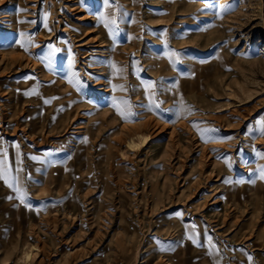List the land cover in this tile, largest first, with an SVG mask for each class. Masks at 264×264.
<instances>
[{
	"label": "rangeland",
	"instance_id": "374dc122",
	"mask_svg": "<svg viewBox=\"0 0 264 264\" xmlns=\"http://www.w3.org/2000/svg\"><path fill=\"white\" fill-rule=\"evenodd\" d=\"M109 5L0 0V264H264V0Z\"/></svg>",
	"mask_w": 264,
	"mask_h": 264
},
{
	"label": "snow or ice",
	"instance_id": "6c2138e0",
	"mask_svg": "<svg viewBox=\"0 0 264 264\" xmlns=\"http://www.w3.org/2000/svg\"><path fill=\"white\" fill-rule=\"evenodd\" d=\"M104 5H105V7H110V6H111V5H109V0H104ZM210 10L215 11V9H210ZM219 10H220L221 13H223V12H226L228 9H227L225 6H220V9H219ZM99 19H100V21H101L102 23H104L105 27H108L109 24H111V25H115V24H116L115 19L108 20L104 15H101V16L99 17ZM110 31H111V30H110ZM21 47H23V45H21ZM49 47L52 48L54 52H55V51H59V49H56V48L54 47V45H49ZM179 56H180L179 53L173 51V52L170 53L169 58L172 59V58L174 57V58H176V59H179ZM43 59H47L48 62H49V65H50V64H51V53L49 54L48 57H44ZM69 63H70V64H71V63H74V60L70 59ZM117 71H119V69H117ZM78 83H79V82L76 81V85H78ZM76 85H74V86H76ZM149 87H150V88H154V87H155V82H152V84L149 85ZM122 90H123V89H122ZM25 94H26V95H33V94H37V93H36L35 90H32V91L27 92V93H25ZM151 99H152V97L150 96V97H149V100H151ZM44 102H45V103H50L51 101H50V100H45ZM123 103L127 104V105L129 106V108L131 107V105H130V103H129L128 101H124ZM114 106L117 108L118 113H119L123 118L127 119V115L125 114L124 111H122V110L120 109L119 105H118V104H114ZM157 107H158V105H157ZM180 110L183 111V108H181ZM129 114H130V113H129ZM259 124H260L259 132H260V134H264V119H261V120L259 121ZM16 147H17V149H18V148H19V145L17 144ZM262 155H264V154H262ZM31 159H33V160H37L38 157L33 156V157H31ZM49 163L51 164L52 162L49 161ZM10 169H11V165H10L9 162H8L7 151L4 150V149H0V180H3V181L8 185V187L12 188V187H13V183H12V182H9ZM19 171H22V169L17 168V172H19ZM259 171H260V177H259V178L264 179V167H262ZM11 180H12L13 182H15L17 185L19 184L18 177H12ZM225 182H230V181H225ZM237 182L239 183V182H242V181H237ZM15 190H16L17 192H21V189H20L19 187H17ZM24 195H26V193L21 192V196H20L19 198L22 200ZM9 199H11V197H9ZM179 215L182 216L183 213H179ZM191 228H192L193 230H195L196 225L193 224V225L191 226ZM189 239H192V240H193V243L196 244L197 246H201V247L203 246V245H201L200 242L196 239V234H195V232H193V234L189 236ZM207 243H208V247H209L210 249H212V250H216V249H215V245L213 244V242H212V238H211L210 236L207 237ZM249 259H251V257H249Z\"/></svg>",
	"mask_w": 264,
	"mask_h": 264
},
{
	"label": "bare ground",
	"instance_id": "6f19581e",
	"mask_svg": "<svg viewBox=\"0 0 264 264\" xmlns=\"http://www.w3.org/2000/svg\"><path fill=\"white\" fill-rule=\"evenodd\" d=\"M98 91H100V90H98ZM142 138H143V137H142ZM146 141H147V138H145V137H144V138L141 140V142H139V143H137L138 141L135 142V141L132 139V140H130V141L127 143V145H128L129 148H139L140 145L145 144ZM27 258L30 260V259L32 258V254H31V253H28V254H27Z\"/></svg>",
	"mask_w": 264,
	"mask_h": 264
}]
</instances>
